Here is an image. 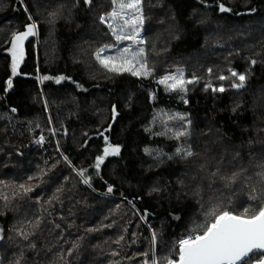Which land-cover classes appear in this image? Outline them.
Listing matches in <instances>:
<instances>
[{"label":"trees","instance_id":"1","mask_svg":"<svg viewBox=\"0 0 264 264\" xmlns=\"http://www.w3.org/2000/svg\"><path fill=\"white\" fill-rule=\"evenodd\" d=\"M121 2L0 0V264H168L212 213L264 207V0H141L135 76L96 58ZM178 66L187 93L159 82Z\"/></svg>","mask_w":264,"mask_h":264},{"label":"snow or ice","instance_id":"2","mask_svg":"<svg viewBox=\"0 0 264 264\" xmlns=\"http://www.w3.org/2000/svg\"><path fill=\"white\" fill-rule=\"evenodd\" d=\"M88 2V0H86ZM140 2L141 0H122L119 4L121 11L114 9L111 13V17L115 19L123 9L127 8L133 10L134 13H140ZM116 4L117 0H113ZM221 11L226 9L221 6ZM142 24V15L133 14L128 19L124 20V25H135L137 22ZM101 22L104 19L101 18ZM35 24L31 25L28 30L15 37L13 42V48L18 49L21 47L22 42L30 35H34L33 29ZM108 27L112 29L113 35L117 41L125 39H132L136 43L143 44L144 41L136 40L138 35L137 29L134 27L132 33L128 36L122 35L116 31L112 24H108ZM107 47V46H106ZM104 50L101 49L97 53V60L110 72H130L132 75H148L150 74L147 70V61L144 59L145 50L140 48L136 51L125 48L119 56H109L102 58L101 53ZM14 64L13 71L16 66V52H13ZM139 65L137 68L136 65ZM233 76H237L236 72H232ZM44 79H47L45 77ZM60 79H63L61 77ZM224 79V77H220ZM238 79L241 81L239 85L234 87H243L245 80L244 75H239ZM172 81V83H167ZM161 84H166L167 87L175 90L177 88L183 89L184 80L181 77L166 76L159 81ZM189 83L191 81H188ZM59 83V79L57 80ZM9 87L11 81L8 82ZM214 91L216 89H213ZM223 91V88L219 89ZM184 135V133H178V137ZM118 148L111 149V153L118 152ZM179 151V149L177 150ZM104 154L109 155V148L104 149ZM191 156V151L186 153ZM102 162V158H98L96 167ZM82 174V173H81ZM264 175V173H262ZM87 183V181H85ZM111 191V188H109ZM249 208L244 209V213H247ZM214 221L211 222L207 227L203 228L202 232H194L187 238L182 239L179 242V261L177 264H247L245 257H248L253 250L264 251V207H261L256 214L247 215H236L229 211H223L219 214L212 213ZM168 264H174L173 261L169 260Z\"/></svg>","mask_w":264,"mask_h":264},{"label":"rangeland","instance_id":"3","mask_svg":"<svg viewBox=\"0 0 264 264\" xmlns=\"http://www.w3.org/2000/svg\"><path fill=\"white\" fill-rule=\"evenodd\" d=\"M140 5H141V2H140ZM114 9H116L117 11H121L120 8H119V4H118V6H116ZM114 9H113V10H114ZM111 13H112V12H111ZM111 13H110L109 17L107 18V21H108L109 24H112V25H113V27L116 29V31H117L118 33H120V34H122V35H125V36H128V35H130V34L132 33V30H133V28L135 27V28L137 29V31H138V35L136 36V40L139 39V36H140V34L142 33L141 27H143V22H142V24L138 21L135 25H132V24L124 25V20H125V19H128V18H129L130 16H132L133 14H136V15H142L141 13H134L133 10H130V9L125 8V9L122 10L121 15H119V16L116 17L115 19H113V18L111 17ZM118 44H120V45L123 46V48H122V51H123V50H124L125 48H127L129 45H134V46H135L136 42H134L132 39H125V40H122V41H118ZM120 49H121V48H120ZM119 52H120V50H119ZM119 55H120V54H118L117 56H119ZM17 56H18V55H16V57H17ZM144 59H146V61H147V70L150 71L152 68H150L148 58H147V56H146L145 54H144ZM136 67L138 68L139 65L137 64ZM232 72H236V71L233 70V69H230V74H231V75H232ZM211 73H212V72H209L208 74H211ZM236 73H237V72H236ZM189 74H190L189 71H188V72H187V71H184V67H182V66H178V67H173L170 71H168V72H166L165 74H163V77H162L161 79H163V78L166 77V76H173V77H181V76H182V78H183V80H184V82H185L182 90L179 89V88L173 90V89L167 87L166 84H164V85H165L166 88H168V89L171 90V91H176V92L184 91V92L187 93V92H188V87H189L190 85L194 84V82L196 81V78H195V77H194V78H191L190 76H188ZM222 76L224 77V79H221V80H225V79H226V78H225V74H222ZM222 76H221V77H222ZM188 81H191V82L189 83ZM167 83L170 84V83H172V81H168ZM205 86L207 87V86H209V84H206ZM220 88H223V89H224L223 86H220V87L218 88V90H219ZM213 89H215V88H213ZM213 91H214V90H213ZM219 91H220V90H219ZM173 118H174V115H170V114H166V115H165V121H166V122H167V121L174 120ZM186 119H187V117H186V116H183L182 119H180L181 123H183ZM174 124H175V123H174ZM175 125H176V124H175ZM185 125H186L187 128H189V126H190V122H185ZM176 127H179V126L176 125ZM177 130H181V129H179V128H178V129H174V130L171 129V131L173 132L172 134H173V136H174L175 138H178V133H179V132H177V133L174 134V132L177 131ZM106 148H109L110 154H109V155H105V154H103V156L101 157V158H102V162L99 164V166H101V165L103 164V162H104L108 157L116 156V155H118V153H119V151H120V149H119L118 147H111V146H108V147H106ZM114 148H118L119 151L116 152V153H114V154H112V153H111V149H114ZM97 162H98V160H97ZM258 254H260V253H259V252H256V253H254L252 256H254V255H258ZM252 256H251V257H252ZM263 257H264V256L260 257V258L258 259V261H253L252 264H256L257 262H260V261L263 259ZM177 261H179V255H178L177 260H175V261H173V262H177Z\"/></svg>","mask_w":264,"mask_h":264},{"label":"water","instance_id":"4","mask_svg":"<svg viewBox=\"0 0 264 264\" xmlns=\"http://www.w3.org/2000/svg\"><path fill=\"white\" fill-rule=\"evenodd\" d=\"M28 28H29V26L27 27V30H28ZM33 31H34V30H33ZM31 36H32V35L28 36V37L22 42L21 47H20L19 49H23V47H24V43H25L26 40H27L29 37H31ZM14 40H15V39H14ZM256 252H259V253L264 254V251H261V250H253V252L250 253L248 257H245V260L248 259L249 257H251V256H252L254 253H256ZM174 264H177V262H174ZM256 264H264V257H263V259H262L260 262H257Z\"/></svg>","mask_w":264,"mask_h":264}]
</instances>
